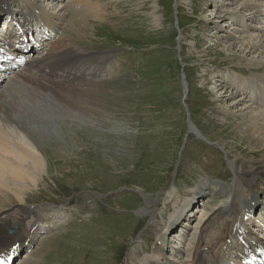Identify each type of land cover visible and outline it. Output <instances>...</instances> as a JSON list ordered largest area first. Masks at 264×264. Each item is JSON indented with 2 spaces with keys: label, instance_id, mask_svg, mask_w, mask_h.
Listing matches in <instances>:
<instances>
[{
  "label": "rangeland",
  "instance_id": "374dc122",
  "mask_svg": "<svg viewBox=\"0 0 264 264\" xmlns=\"http://www.w3.org/2000/svg\"><path fill=\"white\" fill-rule=\"evenodd\" d=\"M18 1L44 4L68 47L96 55L87 56L85 73L92 62L100 69L95 77L86 75L88 83H64L71 87L48 91L63 104L47 121L57 138L40 139L47 173L25 191V202L36 212L31 225L46 223L48 213L65 208L68 213L59 214L71 224L61 230L43 232L44 224L31 229L32 242H22L11 264H147L164 233L166 258L174 264L189 261L172 250L187 251L183 229L201 212L208 213L213 226L234 180L231 160L256 159L233 130L253 113L264 112V97L255 100L264 96L262 83H255L264 80V65H244L264 64V45L247 55L240 40L263 33L264 0H11L9 8H28ZM6 13L0 6V32H9ZM21 16L10 17L22 23ZM70 20L94 24L93 36L63 30ZM31 38L36 40L33 33ZM50 42H39L30 59H42ZM3 63L0 91L25 67ZM237 89H247L249 97ZM249 100L252 112L237 117ZM58 117L64 118L61 128L54 123ZM172 186L179 194L168 198L165 192ZM255 190L260 201L246 208L245 222L264 244V182ZM184 199L190 204L188 217L172 225L167 217ZM10 203L6 210L16 208L14 197ZM210 236L206 233L204 240Z\"/></svg>",
  "mask_w": 264,
  "mask_h": 264
},
{
  "label": "bare ground",
  "instance_id": "6f19581e",
  "mask_svg": "<svg viewBox=\"0 0 264 264\" xmlns=\"http://www.w3.org/2000/svg\"><path fill=\"white\" fill-rule=\"evenodd\" d=\"M10 1L0 0V6L2 9L7 10L8 16L14 17L15 13L22 14L21 27H30L31 23H35L39 25L40 29H45L44 38L50 35L49 37L53 39L45 56L42 55L40 57H43L42 59H38L39 57L32 60L28 58L27 62H25L27 58L24 52L25 43H23L24 47L18 48L13 57L15 61L23 60L22 62H25L24 74H18L19 71L16 72L15 77H18L12 83L6 85L5 88L2 87V91H0V264H6V259H10L11 255L13 256L17 252L18 247L24 240L32 242V238L29 236L31 229H41L35 223L31 225V215L36 212L26 204L25 191L37 187L39 179L43 178L44 173H47V159L40 150V139L47 141L49 138H57L54 128L47 121L51 116H58V110L62 108L61 105L63 104H60L48 91H60L71 87L64 83L72 86L81 85L83 82L88 83L86 75L90 74L95 77L100 69V64L92 62L91 70L85 73L87 56L93 57L96 55H84L79 49L68 47L69 45L65 44V35L57 34L59 24L50 22L53 14L46 10V7L43 6L44 4L29 5L25 1H18V4L28 8L24 9L22 7L12 10L9 8ZM251 1H253V4L258 2V0ZM227 4L231 5L228 2ZM247 8L251 7L248 6ZM229 10L228 8L224 9V14L220 16L222 21H224L223 19ZM259 11L261 12L262 10H255L256 13ZM38 12L42 14L38 16ZM97 14L95 13L94 17L98 19L101 16ZM18 25L20 26V23H15V30L12 29L11 31L16 32L18 35L17 40L21 42L25 38L26 30L21 29V27L18 30ZM64 26L65 28L62 26L63 30L78 37L93 36V33L89 32V30L92 27L94 30V24L89 25L70 20ZM247 38L240 37V40L244 45H247L246 54L251 55L264 45V28L261 35L249 36V40ZM253 39L256 42H253ZM3 44L5 45L4 42L0 44L1 64L8 60L3 55V52L10 57L7 54V50L5 51ZM12 46L13 44L10 45V47ZM260 53L264 56V52ZM244 65L256 69L264 64L254 60ZM4 77L5 74L0 72V86ZM263 81L255 83H262L261 86L264 87ZM79 82L82 83L79 84ZM256 88L257 86L255 85L252 87V89ZM237 93L244 95L245 99L249 97L247 89L242 91L237 89ZM225 96L227 95L223 94L219 97L224 98ZM46 97L48 98L46 99ZM261 98L257 100H261ZM249 101L250 104L237 109V117L243 119L244 115L252 112V102L251 100ZM77 103L79 104V102ZM231 104L233 105V103ZM63 120L64 118L58 117L54 120V123L58 128H61ZM235 125L234 135L241 134L240 140H245V143L248 144L244 151L250 153L256 159L245 160L237 158L231 160L234 180L227 189L226 200L218 205L217 214L219 217L217 222L213 226L208 225V213L201 212L189 229H183L181 238L188 244L187 251H181L174 247L172 249L174 253L179 255L183 252L185 253L184 256L190 258L189 261H184L181 264H264V244L259 240V236H255L250 232L245 222L246 208L255 207L260 201L255 199V197L259 198L255 188L259 182H264V112L253 113L249 118L243 119L241 123ZM21 133L29 140L26 141L25 137L23 139ZM203 184L206 186V182ZM176 189L175 186H172L165 194L168 198H171L179 194ZM196 192H199V189ZM13 197L17 201L16 208L6 210L5 206L11 204L10 201ZM189 207V200L184 199L168 215L167 222L173 225L178 223L184 216L187 218ZM59 212L58 210L48 214L45 219L46 224L43 225V232L46 230H61L71 224L70 219L65 221L63 219L65 215H61ZM61 213L68 212L63 210ZM36 220L38 221L37 218ZM10 229L13 230L11 234H9ZM206 233H211V236L209 238L206 237L208 239L204 240ZM165 235L166 233L158 237L151 258L145 260L149 262L147 264H160V262L166 261L174 264L173 261L166 258L168 241L166 242ZM144 251L146 249H139L138 254ZM32 255L33 252L32 254L30 253V257ZM33 261H28V264Z\"/></svg>",
  "mask_w": 264,
  "mask_h": 264
},
{
  "label": "water",
  "instance_id": "95a60500",
  "mask_svg": "<svg viewBox=\"0 0 264 264\" xmlns=\"http://www.w3.org/2000/svg\"><path fill=\"white\" fill-rule=\"evenodd\" d=\"M184 93H185V88H184Z\"/></svg>",
  "mask_w": 264,
  "mask_h": 264
}]
</instances>
